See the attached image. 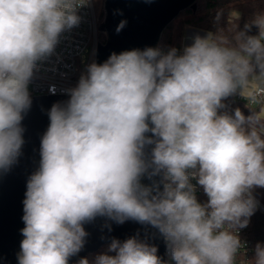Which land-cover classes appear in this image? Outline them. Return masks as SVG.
Masks as SVG:
<instances>
[{"label":"clouds","instance_id":"clouds-1","mask_svg":"<svg viewBox=\"0 0 264 264\" xmlns=\"http://www.w3.org/2000/svg\"><path fill=\"white\" fill-rule=\"evenodd\" d=\"M88 2L0 0V170L21 155L22 114L31 107L38 62L79 26L78 10ZM252 26L258 35H247ZM233 40L223 30L197 34L180 54L147 47L87 67L70 99L48 112L39 168L23 201L18 264H68L84 246L82 225L98 215L158 228L175 264H238L237 232L257 207L253 189L264 188V100L246 95L264 88V13ZM238 91L260 103L259 111L219 115L222 99ZM149 131L157 139L146 137ZM146 144L155 145L152 174L163 172L167 181L155 195L139 183L149 167ZM190 178L206 203L197 202ZM108 252L115 254L97 255L93 264H161L157 248L135 237L113 239ZM245 264H264V246L258 243Z\"/></svg>","mask_w":264,"mask_h":264},{"label":"water","instance_id":"water-1","mask_svg":"<svg viewBox=\"0 0 264 264\" xmlns=\"http://www.w3.org/2000/svg\"><path fill=\"white\" fill-rule=\"evenodd\" d=\"M197 0H105L104 20L99 31L106 36L104 42H98L95 63H104L115 52L119 54L128 50H144L147 47H159L164 30L184 10L193 7ZM127 21L125 27L117 33L119 23ZM69 95H39L33 97L31 107L23 113L24 144L21 155L7 171L0 170V264H18L23 222L25 193L29 177L38 170L40 164L41 138L47 131L50 119L48 112L55 103L64 104ZM149 128L151 121H146ZM146 137L157 139L151 131ZM154 144H146L143 159L149 165L147 171L139 178V183L163 192L165 179L163 172L153 175L151 166ZM87 233L83 248L68 259V264H78L81 258L97 251L112 240L123 243L128 238L155 246L161 264L166 263V244L163 234L149 223L125 220L118 223L106 216H97L83 225Z\"/></svg>","mask_w":264,"mask_h":264},{"label":"built area","instance_id":"built-area-1","mask_svg":"<svg viewBox=\"0 0 264 264\" xmlns=\"http://www.w3.org/2000/svg\"><path fill=\"white\" fill-rule=\"evenodd\" d=\"M78 15L81 16L79 26L63 33L53 53L38 62L37 69L34 71L33 78L28 86L31 99L39 95H68V90L78 84L81 75L86 74L87 67L95 62L99 21L93 0H89L87 6L80 8ZM87 52L88 57L85 60V53ZM79 61H83V68L78 67ZM246 95H255L258 100H264V88L255 87ZM231 98L251 107L262 106L260 103H251L247 98L240 95L238 91L222 99L221 104L223 107L217 110L219 115L234 117L236 109H239L245 117L251 115L230 102ZM190 183L194 186L193 194L197 202L206 203L208 197L204 193L203 187L198 184L197 179L190 178ZM253 197L257 201V207L261 212H264V203L254 195ZM237 235L243 245L237 256V261L238 264H245L246 261H251L254 251L253 242L248 235L246 227L239 229ZM165 244L166 259L175 262L172 259L169 243L166 239Z\"/></svg>","mask_w":264,"mask_h":264},{"label":"trees","instance_id":"trees-1","mask_svg":"<svg viewBox=\"0 0 264 264\" xmlns=\"http://www.w3.org/2000/svg\"><path fill=\"white\" fill-rule=\"evenodd\" d=\"M95 1L96 3L99 1L102 2L101 14L103 15L105 0ZM232 10H237L239 15H231ZM218 13L219 19H217ZM262 13H264V0H197L193 7L182 11L167 26L162 34L159 48L167 52L169 48L174 47L177 49L178 54L182 53L186 27L196 28L208 33L212 32L213 34H217L219 30H223L224 34L230 40H233L235 33L244 31L245 24H250L256 14ZM232 29L234 31H231ZM258 31L257 27L252 26L251 30L247 32V35L256 36L258 35ZM105 39V36L102 35L101 42H104ZM230 102L249 114H252L254 111H259L261 108V106H248L243 102L232 100V98ZM252 193L255 197H259V199L264 198V188L262 187L254 188ZM246 228L253 242L254 251L251 258V261H253L256 245L259 243L264 246V212H261L258 207H256L253 215L249 218V223ZM109 245L105 244L97 251L88 254L86 259H88L89 264H93L97 255H114L115 253L108 252ZM165 264H175V262L166 259Z\"/></svg>","mask_w":264,"mask_h":264},{"label":"rangeland","instance_id":"rangeland-1","mask_svg":"<svg viewBox=\"0 0 264 264\" xmlns=\"http://www.w3.org/2000/svg\"><path fill=\"white\" fill-rule=\"evenodd\" d=\"M93 2H94L95 10H96L97 17H98V21H99V25H100V23L104 20V14H103V15L101 14L102 2L99 1L98 3H96L95 0H93ZM231 15H233V16H238V15H239V12H238L237 10H232V11H231ZM186 28H187V27H186ZM186 28H185V30H186ZM207 33H208V32L204 31V33H203L202 35H200V36H202V37H203V36H206ZM102 35L105 36V34H104L103 32L98 31V34H97V40H98V42H101ZM187 37H188V34H187V31H186V32H184V39L186 40ZM193 37H194V36H191L190 39L192 40ZM105 38H106V36H105ZM87 57H88V52L85 53V60L87 59ZM77 65H78L79 68H83V67H84V63H83V61H82V62L79 61V63H78ZM256 198H257V197H256ZM257 199L264 203V198H263V199H262V198L259 199V197H258Z\"/></svg>","mask_w":264,"mask_h":264},{"label":"crops","instance_id":"crops-1","mask_svg":"<svg viewBox=\"0 0 264 264\" xmlns=\"http://www.w3.org/2000/svg\"><path fill=\"white\" fill-rule=\"evenodd\" d=\"M187 31V34H188V37L187 39L185 40L183 38V46H187V45H190L193 41L190 39L191 36H195V35H202L204 33L203 30H199V29H196V28H191V27H187L185 32ZM256 86H252L249 90H248V93L253 89L255 88ZM262 107V106H261Z\"/></svg>","mask_w":264,"mask_h":264}]
</instances>
